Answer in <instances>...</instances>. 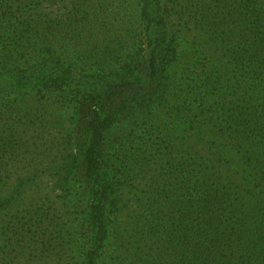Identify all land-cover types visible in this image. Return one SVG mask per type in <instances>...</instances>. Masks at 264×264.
Here are the masks:
<instances>
[{
  "label": "trees",
  "instance_id": "obj_1",
  "mask_svg": "<svg viewBox=\"0 0 264 264\" xmlns=\"http://www.w3.org/2000/svg\"><path fill=\"white\" fill-rule=\"evenodd\" d=\"M96 1L0 0V264H72L70 214L82 264H264V0H113L103 20ZM185 39L204 51L209 159L160 136L172 173L139 185L107 141L132 111L170 105ZM36 90L81 115L69 156L47 164L31 157L34 118H15L46 111Z\"/></svg>",
  "mask_w": 264,
  "mask_h": 264
},
{
  "label": "rangeland",
  "instance_id": "obj_2",
  "mask_svg": "<svg viewBox=\"0 0 264 264\" xmlns=\"http://www.w3.org/2000/svg\"><path fill=\"white\" fill-rule=\"evenodd\" d=\"M113 4V0H97L93 11H95L100 20H103V10L112 7ZM91 21V24H93L94 20ZM124 23H126V20H121L123 28ZM136 26L138 27V24ZM130 27L132 28V26ZM123 28L118 27V29ZM130 33H135L134 29ZM192 41L189 42L186 39L184 41L185 49L175 68L172 98L170 103H168L170 105L162 106L154 102L152 109L149 111H132L126 119L116 125V128L109 136L107 157L115 168V174L131 175L132 179L139 185H152L154 181L158 180L161 171L164 178L167 177L166 174L172 173L170 162H167V160L157 161L163 149L158 138L160 136L165 140L172 141L168 145L170 147L182 145L184 147L183 151L186 150L185 147H193L195 152L204 160L209 159L207 152L204 151V146L200 142V135L203 134L204 136L205 120L204 51L195 47ZM45 90L48 91V88L45 87ZM38 92V90L34 91V94L38 96L33 100L31 99L30 105L36 106L35 103L40 106L44 105L46 111L35 112L33 117H31L28 115L29 111L21 112L16 110L15 118L17 119V124L21 127L24 125L25 128H27V123H29L27 118H34L37 127L36 133L41 135L37 137V134H33V137H30L31 141L29 144L34 150H38L33 152L34 154L37 153V155L33 154L31 157L39 161L44 158L43 160L47 164L57 158L62 160L69 156V152L73 147L72 144H74V127L81 119V115L77 114L75 108L77 100L74 103L60 102L56 95ZM213 102L215 103V100ZM26 114L27 117L25 116ZM209 116L211 115L207 117ZM206 125L205 134L212 141L223 146L230 143L223 138L221 130L216 128L215 124L213 125L208 121ZM146 145H148L147 148ZM147 149H149L148 152H146ZM168 151H171V149H168ZM143 152L145 154H142ZM182 157H184L183 159L181 158L184 163L187 156L182 153ZM49 172L50 170L46 169V175ZM77 181L79 180L75 179L74 183L79 186ZM138 188L130 193L131 197L136 195V192L140 194ZM146 189L148 188L143 186L140 191L144 192ZM80 217L81 215L77 214L69 215L67 231L69 241L68 256L73 259L72 264H82L85 255L80 238L81 233H83ZM119 245L120 241L112 240L110 251L112 252ZM110 251L108 252L110 253ZM102 261L105 262L103 257L98 258L97 264H102Z\"/></svg>",
  "mask_w": 264,
  "mask_h": 264
}]
</instances>
